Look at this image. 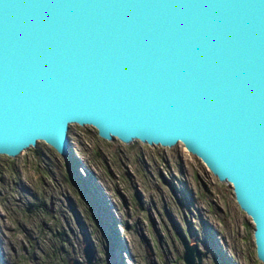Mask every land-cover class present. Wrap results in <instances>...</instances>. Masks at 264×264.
Wrapping results in <instances>:
<instances>
[{
	"label": "water",
	"instance_id": "obj_1",
	"mask_svg": "<svg viewBox=\"0 0 264 264\" xmlns=\"http://www.w3.org/2000/svg\"><path fill=\"white\" fill-rule=\"evenodd\" d=\"M72 125L181 144L231 186L264 264V0H0V155L66 158Z\"/></svg>",
	"mask_w": 264,
	"mask_h": 264
},
{
	"label": "rangeland",
	"instance_id": "obj_2",
	"mask_svg": "<svg viewBox=\"0 0 264 264\" xmlns=\"http://www.w3.org/2000/svg\"><path fill=\"white\" fill-rule=\"evenodd\" d=\"M68 138L66 158L43 142L0 155V264H86V243L93 264H184L177 233L201 264H262L231 186L181 144L107 142L76 125Z\"/></svg>",
	"mask_w": 264,
	"mask_h": 264
},
{
	"label": "flooded vegetation",
	"instance_id": "obj_3",
	"mask_svg": "<svg viewBox=\"0 0 264 264\" xmlns=\"http://www.w3.org/2000/svg\"><path fill=\"white\" fill-rule=\"evenodd\" d=\"M177 235V237H178V233L176 234ZM181 243V242H180ZM191 244V243H190Z\"/></svg>",
	"mask_w": 264,
	"mask_h": 264
}]
</instances>
